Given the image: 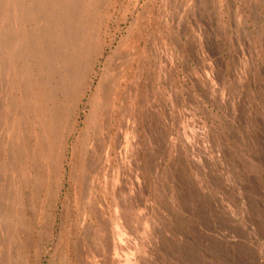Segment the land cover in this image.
<instances>
[{
	"label": "rangeland",
	"instance_id": "rangeland-1",
	"mask_svg": "<svg viewBox=\"0 0 264 264\" xmlns=\"http://www.w3.org/2000/svg\"><path fill=\"white\" fill-rule=\"evenodd\" d=\"M0 264H264V0H0Z\"/></svg>",
	"mask_w": 264,
	"mask_h": 264
},
{
	"label": "bare ground",
	"instance_id": "bare-ground-1",
	"mask_svg": "<svg viewBox=\"0 0 264 264\" xmlns=\"http://www.w3.org/2000/svg\"><path fill=\"white\" fill-rule=\"evenodd\" d=\"M66 15V14H65ZM65 15H63L61 13L60 17H59V28L57 30V32L61 35L59 36V39H54L55 43L53 44V39H51L52 42H50L51 44H53L52 48H56V53L60 54V56L63 58V53H62V49L63 46L65 44V41L67 43H70L73 46V42L74 45H76L77 41L79 40V37H74L75 32L77 31V27L74 25V20L65 17ZM61 21V23H60ZM60 30V32H59ZM27 35V34H26ZM63 35V36H62ZM17 35L16 33H14V35L12 36L11 40H10V46H12V50H15V48H17L18 46V41H17ZM137 38V37H136ZM8 47V46H7ZM47 49L50 51H52L51 49V45H47L46 46ZM79 52V49L77 50ZM49 52V51H48ZM8 53V52H7ZM51 54V53H49ZM13 58H15L16 55H14V51L12 52ZM66 59V58H65ZM6 61V60H5ZM14 61V60H12ZM17 63V62H16ZM65 64L64 70L65 72L69 71L68 70V65L70 63H68L67 61L64 60L63 65ZM89 67V66H88ZM74 71V70H73ZM73 71L71 70L70 73H73ZM57 72V71H56ZM59 72V71H58ZM74 74H76V72L74 71ZM77 75V74H76ZM84 83V82H83ZM109 87V86H108ZM110 88V87H109ZM106 90V89H104ZM106 93V92H105ZM107 95V94H106ZM53 98V97H52ZM11 101V100H10ZM31 113V112H30ZM37 115V114H36ZM36 120V119H35ZM56 120V119H55ZM40 129V128H39ZM17 145V144H16Z\"/></svg>",
	"mask_w": 264,
	"mask_h": 264
}]
</instances>
